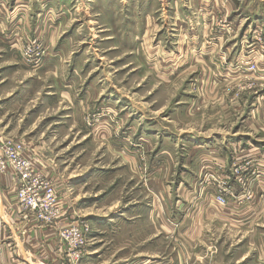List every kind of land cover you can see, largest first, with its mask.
<instances>
[{"label": "rangeland", "instance_id": "374dc122", "mask_svg": "<svg viewBox=\"0 0 264 264\" xmlns=\"http://www.w3.org/2000/svg\"><path fill=\"white\" fill-rule=\"evenodd\" d=\"M261 9L264 0H0V117L31 139L29 153L42 146L43 174L90 224L72 263L87 248L83 264H264V156L251 143L264 139ZM238 136L246 147L231 148L227 171L204 162L197 185L215 196L223 186V206L237 211L260 204L246 237L196 242L182 220L160 227L147 210L167 173L176 200L172 181L193 151L182 144Z\"/></svg>", "mask_w": 264, "mask_h": 264}, {"label": "crops", "instance_id": "0c3cea01", "mask_svg": "<svg viewBox=\"0 0 264 264\" xmlns=\"http://www.w3.org/2000/svg\"><path fill=\"white\" fill-rule=\"evenodd\" d=\"M253 17L264 25V10H259L256 17L255 14ZM7 95L8 92L0 88V96L5 98ZM12 132L5 128L0 117V143L2 140L11 137L25 141L26 145L32 149L30 138H26L25 134ZM242 139L247 138L238 136V138H232L231 140L212 139L210 142L192 138L190 142H184L182 145L193 151L180 163L176 170V180L172 181L175 184L176 200L171 199L173 196L169 188V174L167 173L161 180L156 182L155 191L157 193L155 196L157 199L147 210L150 217L154 220L158 218L161 223L159 224L160 227L163 226L164 228L171 225L172 220V222L182 220L184 222L181 227L182 232L195 236L196 242L206 238L209 234L216 237L217 242L228 241L230 238L228 233L234 231L233 238H231L234 239L236 234L243 232L242 227H249L261 211L259 203H253L247 209L243 208L241 211H237L235 206L229 208L228 205L223 206V204L217 202L215 197L218 195V191L215 196L216 192L213 193L210 184H204L202 187L197 185L200 165L206 162L215 169H218L219 166L225 167L223 172H226L234 158L231 148L236 145L235 143L241 144V147H246V144L241 141ZM219 142L225 143L228 149L223 151L218 144ZM251 143L257 145L260 154H262L258 156L262 158L264 156V139L256 138ZM41 147H33L35 153L34 151L32 153L39 167L48 162L47 160L44 162ZM157 153L154 155L155 157L161 155L160 152ZM232 176L234 178L233 174ZM227 177L231 178L230 174ZM227 177L225 178L226 184H229L228 186L231 187L232 192V186L234 185V192L239 194L241 191L240 186L233 179L230 181ZM15 189V182L11 174H0V264H76L69 259L66 247L59 240L58 234L62 227L73 223L75 217H80L75 213L74 202L69 197L70 194L65 190H60L61 193L57 190L59 216L54 221L45 223L39 221L32 212L18 205L14 199ZM173 210L175 211V217L170 219V212ZM211 228L213 230H210ZM243 233L240 238L246 237V233ZM249 243L250 240L248 245ZM86 253L87 248L82 254L79 264L84 263L83 258ZM157 264H165L164 257Z\"/></svg>", "mask_w": 264, "mask_h": 264}, {"label": "built area", "instance_id": "2783aa9c", "mask_svg": "<svg viewBox=\"0 0 264 264\" xmlns=\"http://www.w3.org/2000/svg\"><path fill=\"white\" fill-rule=\"evenodd\" d=\"M35 157L29 153V147L22 140L7 138L0 143V174L10 173L15 182L16 202L22 208L32 212L41 222L50 223L59 216V195L51 179L43 174ZM242 171L237 166L233 175L237 181L242 180ZM226 182H222L225 185ZM225 192L220 186L217 202L225 205ZM90 224L87 221H75L62 227L59 240L65 245L68 256L73 260L79 257L87 243Z\"/></svg>", "mask_w": 264, "mask_h": 264}]
</instances>
